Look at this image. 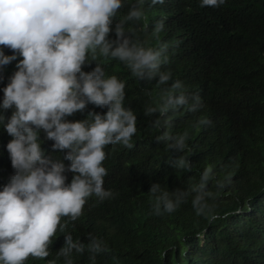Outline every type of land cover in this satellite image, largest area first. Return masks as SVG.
I'll use <instances>...</instances> for the list:
<instances>
[{
  "label": "clouds",
  "instance_id": "obj_1",
  "mask_svg": "<svg viewBox=\"0 0 264 264\" xmlns=\"http://www.w3.org/2000/svg\"><path fill=\"white\" fill-rule=\"evenodd\" d=\"M164 3L150 0L151 6ZM199 3L219 8L226 0ZM124 4L125 0H0V73L17 61L0 101V127L11 136L6 149L14 169L0 188V264L48 257L58 228L64 244L57 255L65 264H73L74 253L83 254L86 248L93 262L97 254L110 252L103 238L88 233L85 244L67 231V221L61 222L64 217L80 218L90 197L101 202L113 197L104 187L106 147H134L137 115L125 104V82L106 72L109 61L121 62L137 81H156L158 99L144 110L154 117L151 125L158 130L154 140L172 154L168 163L173 168L192 169L189 132L173 133L171 129L176 114L182 110L198 113L204 107L203 98L198 90L189 93L181 79L173 78L171 69L162 67L169 62L170 45L159 38L166 30L167 17L150 26L145 8L149 0H134L117 21ZM140 32L155 36L158 43L150 44ZM4 46L13 53L5 54ZM18 56L22 59L17 60ZM93 61L95 67L84 70ZM144 91L152 95L150 89ZM89 104L107 110L88 111L82 120L66 119ZM7 109H12L8 117ZM213 124L204 115L192 126ZM44 140L53 141L52 149L70 161L67 169L59 156L46 154L41 146ZM66 171L74 174L70 182H66ZM210 182L218 191L224 190L231 177L218 178L209 165L198 183L188 188L170 192L152 182L153 214H172L190 199L192 208L208 223L221 218L213 210L216 196Z\"/></svg>",
  "mask_w": 264,
  "mask_h": 264
},
{
  "label": "trees",
  "instance_id": "obj_2",
  "mask_svg": "<svg viewBox=\"0 0 264 264\" xmlns=\"http://www.w3.org/2000/svg\"><path fill=\"white\" fill-rule=\"evenodd\" d=\"M132 2L125 0L117 21ZM145 8L150 26L167 17L166 30L159 38L170 45L169 62L162 67L171 69L173 78L181 79L189 93L198 90L203 98L204 107L198 113L182 110L173 117L171 129L173 133L189 132L192 169L173 168L168 163L172 154L154 140L158 133L151 125L154 117L144 110L158 99L156 81H137L121 62H107L106 72L126 84L125 104L137 115V133L133 148L117 144L105 149L103 163L108 174L104 187L113 197L102 202L90 197L80 218L61 220L67 221V231L74 239L87 244V234L92 233L110 248V252L97 254L94 262L87 248L83 254L74 253L73 264H264V0H226L219 8L201 7L199 0H165L151 6L149 0ZM140 35L150 44L158 43L155 36ZM4 51L13 53L6 46ZM16 63L12 61L0 73V101ZM92 67L95 61L84 70ZM91 110L107 109L89 104L66 119H85ZM11 112L4 110L6 117ZM204 115L214 124L194 128L193 122ZM10 139L0 127V188L14 172L6 149ZM52 143L44 140L41 146L46 154L59 156L67 169L70 161L52 149ZM209 165L218 178L231 177L224 190L218 191L213 182L209 185L216 196L213 210L221 218L208 223L195 212L190 199L172 214H153L152 182L170 192L188 188L198 183ZM66 175L70 182L74 174L66 171ZM63 244L64 234L58 228L49 256H30L25 264H65L57 255Z\"/></svg>",
  "mask_w": 264,
  "mask_h": 264
}]
</instances>
